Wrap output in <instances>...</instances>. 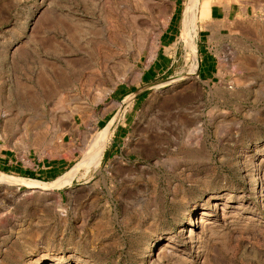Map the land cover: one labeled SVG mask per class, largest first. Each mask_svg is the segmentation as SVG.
<instances>
[{"label":"rangeland","instance_id":"obj_1","mask_svg":"<svg viewBox=\"0 0 264 264\" xmlns=\"http://www.w3.org/2000/svg\"><path fill=\"white\" fill-rule=\"evenodd\" d=\"M199 5L0 0V264H264V0L209 79Z\"/></svg>","mask_w":264,"mask_h":264},{"label":"crops","instance_id":"obj_2","mask_svg":"<svg viewBox=\"0 0 264 264\" xmlns=\"http://www.w3.org/2000/svg\"><path fill=\"white\" fill-rule=\"evenodd\" d=\"M257 0H200L198 12V30L196 34V48L199 60L198 74L202 79L215 76V52L230 32L233 23L240 17H245ZM165 39H170V32ZM4 157L0 155V165L4 164ZM7 164V163H6ZM15 171H20L14 167ZM53 165L44 166L46 172H51ZM34 170V168L32 169ZM40 170V169H39Z\"/></svg>","mask_w":264,"mask_h":264},{"label":"bare ground","instance_id":"obj_3","mask_svg":"<svg viewBox=\"0 0 264 264\" xmlns=\"http://www.w3.org/2000/svg\"><path fill=\"white\" fill-rule=\"evenodd\" d=\"M194 2L196 3L197 2V0H194ZM194 6V5H193ZM197 5H195V7H196ZM191 8H193V7H191ZM194 10L193 9H191V11H190V14L188 15V17L186 18V29L188 30V28H189V26L191 27V26H194V24H195V14H194V12H193ZM189 12V11H188ZM196 27V26H195ZM192 29L194 28V27H191ZM195 50V49H194ZM197 52V51H196ZM101 147V142L98 144V146H97V148L96 149H99ZM104 149V148H103ZM103 149H101V150H103ZM95 150V149H94ZM101 150H100V152H101ZM102 154V153H101ZM78 169V168H77ZM75 174H76V171H73V172H71L70 173V176L71 177H73V176H75ZM25 184V185H30V186H33L34 188H40V189H47L48 188V186L46 185V184H44V183H40V182H38V181H35V180H31V179H23V178H18V177H14V176H10V175H7V174H5V173H3V172H1L0 171V184H4V185H7V186H11V185H19V184ZM62 186V185H61ZM51 187V186H50ZM54 187H55V185H54ZM210 201V200H209ZM212 205V204H211ZM216 206H217V204L216 203H214L213 204V207L214 208H216ZM225 207V206H224ZM205 214H207V209L206 208H204L202 211H201V213L199 214V216H197V218L195 219L196 220V223H201L202 221H203V218H204V216H205ZM195 220L194 221H192V222H189L188 223V226L190 227V228H192L193 227V225L195 224ZM207 220V219H206ZM199 226V225H198ZM191 231V229H189V232ZM194 232V231H193ZM192 240V239H191ZM175 242V241H174ZM54 262V261H53ZM56 262V261H55ZM57 263V262H56ZM53 264V263H52Z\"/></svg>","mask_w":264,"mask_h":264}]
</instances>
